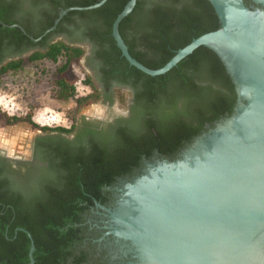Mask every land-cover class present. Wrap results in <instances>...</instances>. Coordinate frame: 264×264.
<instances>
[{
    "label": "flooded vegetation",
    "instance_id": "obj_1",
    "mask_svg": "<svg viewBox=\"0 0 264 264\" xmlns=\"http://www.w3.org/2000/svg\"><path fill=\"white\" fill-rule=\"evenodd\" d=\"M64 2L0 0V12L14 20L24 16L26 25L35 26L50 19L56 11L61 12ZM11 27L27 34L21 23ZM3 36H0V68L13 60L27 59L41 49L40 46L20 49ZM29 37L33 40L32 36ZM56 37L69 38L65 32L58 33ZM70 43L85 50L82 57L101 80L97 82L103 88L99 87L101 99L104 105H109L108 110L104 117H77L71 123L70 127L76 125L71 133H48L31 127L34 136L28 154L0 147V192L7 194L9 201L15 204L11 218L17 222L11 228L12 223L2 221V261H6L4 254L9 249L13 264H139L131 242L115 233L111 211L117 208L126 187L152 164L181 158L198 137L232 115L238 105L236 88L231 114L227 111L214 120L188 119L176 137L159 136L158 147L156 142L143 147L136 160L127 161L118 168H101L98 162L114 161L125 155L122 153L128 142L126 138L122 139L125 135L131 134L137 139L147 136L144 123L159 117L142 114L145 106L138 98L141 88L106 75L93 42L88 38H78L71 39ZM197 84L205 85L200 80ZM124 89H129L132 96L125 98V110H116L113 99L117 97L121 101L119 91L123 93ZM173 105L162 110L169 114L176 111V120L185 111V106L181 100ZM135 125H139L137 131H134ZM54 189L68 190L69 193L66 197H52L51 193L58 192ZM60 204L66 206L53 207Z\"/></svg>",
    "mask_w": 264,
    "mask_h": 264
},
{
    "label": "water",
    "instance_id": "obj_2",
    "mask_svg": "<svg viewBox=\"0 0 264 264\" xmlns=\"http://www.w3.org/2000/svg\"><path fill=\"white\" fill-rule=\"evenodd\" d=\"M106 1L61 10L54 26L44 35L70 11L96 9ZM209 1L220 28L193 39L158 69L135 59L119 31L120 23L133 11L137 0H129L113 23V37L130 66L153 77L164 75L205 46L220 57L238 95L232 115L198 137L181 158L152 164L126 187L117 208L111 211L115 233L131 242L139 264H264V173L254 181L246 182L245 177L237 180L233 171L236 162L230 159L227 168H218L215 174L222 176L223 189L216 192L208 186V196L200 184L192 187L177 181L187 182L190 176L186 173L173 175L189 165L191 156L199 153L203 144L218 145L213 138L225 134L238 121L243 124L238 140H243L248 148L252 144L261 147L264 159V0ZM226 137L224 140L229 141L230 137ZM164 171L169 174L165 176ZM163 177L172 184L178 182L172 199L171 195L161 196L163 192L150 190ZM209 179L204 180L211 185L216 181ZM220 212L222 216L218 215Z\"/></svg>",
    "mask_w": 264,
    "mask_h": 264
},
{
    "label": "trees",
    "instance_id": "obj_3",
    "mask_svg": "<svg viewBox=\"0 0 264 264\" xmlns=\"http://www.w3.org/2000/svg\"><path fill=\"white\" fill-rule=\"evenodd\" d=\"M100 1L65 0L61 5V10L71 7H87ZM128 1L107 0L105 4L96 9L70 11L61 19L55 30L45 36L43 34L54 26L60 11H56L50 19L42 20L35 26L26 25L27 21L24 16L14 20L0 12V36L8 37L11 40L10 43L20 49L24 46H40L41 48L30 54L27 59L19 58L1 67L0 77L21 68L26 62L50 60L53 63H59L54 81V96L59 100L74 98L76 88L65 79L64 73L73 62L84 55L85 50L68 41H53L55 35L65 32L70 39L88 38L94 43L98 49L97 56L104 64L103 70L107 76L119 78L125 83L141 88L138 98L144 102L145 107L142 108V114L147 113L154 117L157 115L159 119L151 117V120L144 123L147 136L141 139L131 134L125 135L122 138L128 141L125 151L122 152L125 155L114 161L98 162L101 168L104 166L118 168L127 161L136 160L143 147L152 145V142H156L155 146L158 147L159 136L176 137L180 133L179 128H183L182 124L188 119L214 120L227 111L231 114L235 95V85L220 57L205 46L197 48L164 75L153 77L130 66L122 56L112 34L113 23ZM33 13L30 14L33 15ZM16 23H21L27 34L16 27H11ZM66 26L74 27L70 29ZM219 28L218 15L209 0H137L133 11L120 23L119 31L130 54L135 59L148 68L158 69L165 66L179 49L190 44L193 39ZM29 36L35 39L42 36L43 38L34 42ZM197 80L204 82L205 85H198ZM88 82L93 92L86 96L76 97L75 101L78 106L89 100L96 101L100 97L101 93L94 88L91 81L88 80ZM180 100L184 102L185 111L180 118L174 120L176 111L169 114L163 112L162 109H165L167 105L173 107V104ZM0 116L6 125L22 124L48 133H71L76 129V125L73 127L39 125L33 121L30 114L10 116L1 109ZM138 126H133L134 131L138 130ZM68 193V190L67 192L58 191L51 193L50 196L66 197ZM56 206L60 208L66 205H53L54 208ZM14 207L15 204L9 201L8 195L0 192V227L3 219L12 223L11 228L14 223L17 224L16 220L14 222L11 218ZM1 212L4 213L3 216ZM6 251L4 254L6 261H2L3 257L0 254V264H13L12 253L9 249Z\"/></svg>",
    "mask_w": 264,
    "mask_h": 264
},
{
    "label": "rangeland",
    "instance_id": "obj_4",
    "mask_svg": "<svg viewBox=\"0 0 264 264\" xmlns=\"http://www.w3.org/2000/svg\"><path fill=\"white\" fill-rule=\"evenodd\" d=\"M71 39L54 38V41ZM26 54L24 57H26ZM59 63L50 60L26 62L21 68L0 77V109L10 116L30 114L39 125L70 127L79 116L104 117L108 104L104 105L101 94L98 100H89L78 106L76 97L86 96L93 92L88 80L99 92L101 84L97 73L86 63L85 57L73 62L64 73L65 79L75 86L76 95L68 100H59L54 96L56 70ZM94 68V67H93ZM98 81V82H97ZM100 87V88H99ZM119 91V98H114L113 107L125 110V98H130L129 89ZM112 106V105H111ZM33 129L27 125H6L0 116V147L7 151L15 150L29 153L33 139Z\"/></svg>",
    "mask_w": 264,
    "mask_h": 264
},
{
    "label": "bare ground",
    "instance_id": "obj_5",
    "mask_svg": "<svg viewBox=\"0 0 264 264\" xmlns=\"http://www.w3.org/2000/svg\"><path fill=\"white\" fill-rule=\"evenodd\" d=\"M237 123L232 124L228 128V131L222 135L225 138H227L226 136H229V141L224 140V138L220 136L213 138V141L217 142L218 145L213 144L210 146V144L208 145L207 143L203 144L199 148V153H195L191 156L189 165L181 168L173 174L177 177L183 173H186L190 176V180L187 178V182H184L182 179H178L177 181L189 183L192 187H197L200 184L205 188V196H208V186L214 191L218 192L223 189V183L222 176L215 175L217 174L216 170L218 168H227L230 159L236 162V169H233V171L237 177V180H243L245 177L247 182V179L254 181L255 178L262 177L261 174L264 173V159L262 160L261 157L262 149L261 147L255 146V144H252L248 148L246 143H242L243 140H238V136L241 134L240 132L242 131L243 124L241 125L239 121ZM241 156H243V158ZM238 162L243 163L245 168H241ZM211 173L213 176H211ZM164 174L166 176L169 173L164 171ZM200 178H203V181H200ZM205 178H210L216 181H214L211 185L209 184V181L207 182L204 180ZM178 182L172 184V182L170 183L169 180L163 177L162 182L158 186L151 184L149 185L152 186L150 189L152 190L151 192L155 193L156 190H158L163 192L161 193V196L162 194L171 195L170 198L172 199V197L176 195L175 192L178 188ZM218 215L222 216L223 213L220 212Z\"/></svg>",
    "mask_w": 264,
    "mask_h": 264
}]
</instances>
